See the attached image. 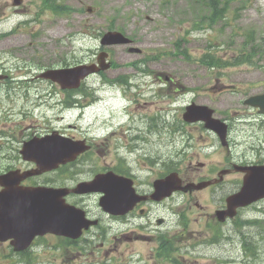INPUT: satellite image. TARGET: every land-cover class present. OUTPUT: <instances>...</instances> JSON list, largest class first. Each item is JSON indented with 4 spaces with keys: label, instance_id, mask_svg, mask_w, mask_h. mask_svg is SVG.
I'll use <instances>...</instances> for the list:
<instances>
[{
    "label": "rangeland",
    "instance_id": "1",
    "mask_svg": "<svg viewBox=\"0 0 264 264\" xmlns=\"http://www.w3.org/2000/svg\"><path fill=\"white\" fill-rule=\"evenodd\" d=\"M220 1H229L227 17L210 25L209 21L201 22V0H49L45 8L40 6L41 0H24L20 8L13 6V0H0V67L5 68L1 73L16 84L35 81L37 75V69L21 68L20 60L37 65L36 57L44 58L48 66L65 59L78 65L96 60L101 48L117 64L104 71V77L129 85H123L126 90L121 91L119 85H102L99 76L90 78L85 90L95 91L100 101L80 120L75 119V112L57 115L60 108L53 104L60 95L45 103L50 98L45 81L16 90L12 98L5 86L0 87V173L7 165L20 166L15 152L30 135L48 127L77 124L81 129L73 133L97 147L73 168L38 180L75 184L110 164L118 171L135 172L142 183H151L149 179L153 181L165 172L164 163L185 173V166L199 162L205 165L204 176L216 178L226 164L225 153L214 133L183 120L185 107L192 102L215 109L222 119L230 118L233 153L251 157L253 142L247 140L251 134L242 137L237 127H244L243 117L260 123L248 113L244 100L264 92V0ZM110 30L123 32L133 44L103 48L101 37ZM208 55L223 66L215 67L206 60L202 63ZM240 56H247L250 62L233 65ZM24 70L30 71L28 76L18 77ZM162 76L174 82L160 83ZM62 116L65 122L58 123ZM233 178L189 199L177 194L154 207L149 219L115 220L103 215L102 225L88 235L93 247L87 259L80 258L87 243L67 244L48 237L18 256L4 242L0 264H264V201L222 227L211 217L239 190L241 183H233ZM86 204L102 215L97 196L87 199ZM156 219H164V223L157 226ZM149 221L152 228L164 231L160 235L149 231ZM166 233L176 234L177 239L182 233L190 237L183 236L178 246L171 242V247L181 248L173 254L177 263L149 260L145 254L149 243L142 237ZM187 239L192 249L184 244ZM102 242L105 245L100 248Z\"/></svg>",
    "mask_w": 264,
    "mask_h": 264
},
{
    "label": "water",
    "instance_id": "2",
    "mask_svg": "<svg viewBox=\"0 0 264 264\" xmlns=\"http://www.w3.org/2000/svg\"><path fill=\"white\" fill-rule=\"evenodd\" d=\"M129 42L130 41L122 34L112 32L104 35L101 41L104 46L128 44ZM75 71L76 72L72 73L71 71L55 72V76L61 75L63 77L56 80L60 83H64L67 80L72 84L76 83L75 86H77L80 82V78L86 76L90 72L87 68L83 67ZM249 102L260 108V112L264 114V95L252 98ZM212 113L213 111L207 107L193 104L187 108L184 119L187 122L204 121L207 128L216 131L223 139L225 138V134L222 135V129L218 127L220 122L212 119ZM45 139L36 142L31 141L27 143L21 151L24 160H36L39 163L45 162L43 166L37 162L41 169L35 172L36 174L51 171L61 162L72 160L76 155L85 151L81 146L72 145L67 142V140H61L60 142ZM31 143L36 145L30 146ZM71 153H73L72 157L61 160L62 155L67 156ZM254 171L255 170L251 171L250 175L246 177L241 191L228 198L229 209L246 206L256 200L264 198V179L261 178L262 176L258 178L259 175L255 177L254 173H252ZM32 174L31 172H27L20 175L19 172H11L0 177V185L5 188V190L0 193V240L5 241L13 237L19 240L23 239L24 244L16 248L17 250H22L29 246L36 234H44L50 231L72 238L78 237L80 235V228L86 226L80 223H71L76 218H79L81 213L73 207L63 203L61 199L62 191L48 190L50 191L49 197H46L45 194H41V190L25 193L26 191H21L18 188H11L10 184L19 183ZM176 176L177 175L174 174L164 181L157 182L158 184L160 183V185H157V190L162 189L159 191L160 197L158 199L168 196L176 190V188H180V185H174L175 179L178 181ZM126 182V178L119 177L113 173L98 175L92 182L81 184L76 192H102L104 196L101 198L100 204L103 209L112 214H123L130 209V206L124 204L125 192L130 189L129 184ZM162 183L167 184L166 186H162ZM209 184L210 183H201L198 185H191L192 187L188 188L202 189ZM44 198L45 201H43ZM234 214L233 211L228 215L233 216ZM218 217L221 219L222 213H220ZM41 224L46 226L41 228ZM60 226L64 228L68 227L67 231L61 232L59 230Z\"/></svg>",
    "mask_w": 264,
    "mask_h": 264
},
{
    "label": "flooded vegetation",
    "instance_id": "3",
    "mask_svg": "<svg viewBox=\"0 0 264 264\" xmlns=\"http://www.w3.org/2000/svg\"><path fill=\"white\" fill-rule=\"evenodd\" d=\"M5 68L0 67V78H3V81H6L8 83V87L9 89H11L13 86L15 85V81L14 79H10L8 74H3L1 72H4ZM166 81H170V78L166 77ZM253 111H255V113L257 115L259 114V110L257 108H253ZM226 120L229 123L230 126V134L227 140V145L226 146H222L221 145V150L223 151V154L225 153V162L226 164L224 165V167L220 168L219 173H217V177H212L211 179H208L206 176H204V163L199 162L197 165H193V164H189L187 166H185V173L184 170H181L180 174L182 175V178L185 182L187 183H201V182H205V181H212L215 182L217 179H220L218 182L215 183H227L228 182V178L230 177H234L233 183H241L240 185H242V183H244L245 177L250 174L251 171L253 170H257L256 172L262 173L264 172V136H262L260 133L258 132H262L264 130L263 126H258L257 128L254 129V131L251 130H246V129H242L239 132H242V137L243 136H247V131H249L251 133V135L248 138H251V141L253 142V144H251L252 147H254L253 149H251V157H246L245 155H241L239 153H233L235 151V149L233 148V141H232V137H231V132H232V125H231V119L228 117H225ZM261 121L264 122V117H261ZM202 127L204 128V125L201 124ZM67 136L70 137H75V134L68 132L66 133ZM256 145H258V148H256ZM237 157V160H235L234 157ZM200 168V169H198ZM255 168V169H253ZM113 170L114 172H116L117 174L118 171L116 170L115 167L110 166V165H106L105 167H103L101 170H99L97 173L93 174V177L98 174V173H104L107 171ZM198 170V171H197ZM124 176L131 178L133 180V184L134 186H136V191L138 194L140 195H146L149 196L151 195L150 189H143L141 183V180L138 176H136L135 174L129 172L127 174H123ZM87 179V180H82L79 181L75 184L71 183V184H66L63 183L62 186L66 187L67 190L71 191L72 189H74L76 187V185H78L81 182L84 181H90L93 179ZM44 185H48V183L44 184ZM150 186V183L148 184ZM216 186V185H213ZM241 187V186H240ZM240 189V188H239ZM198 191H193V192H187L185 193V195H187V199L192 198L194 193H196ZM235 193V192H233ZM232 194V193H231ZM98 198V200L100 199L101 195L94 193V194H76L73 192H69L67 194V198L72 202L73 205L78 206L79 208H82L86 211V215L88 218L90 219H95V221L97 222V224H101V222L103 221V215H105L106 217H111L114 218V216L108 215L107 213H105L101 208L99 209L100 213L102 215H100L99 213H94L92 212L91 208L86 204V200L90 199L92 197H96ZM172 198V197H171ZM226 200V199H225ZM162 203L164 202H154L151 199H148L147 201H142L139 202L138 204H136L134 206V208L126 215L122 216L124 219H130V217H135L136 219L139 218L144 219V217H148V219L152 216V211L154 207H159ZM197 207H200V205H198L196 203ZM226 208V201H224L222 204L219 205V208L216 211L222 210ZM215 211V212H216ZM241 212L238 211V214ZM141 216V217H140ZM211 217L213 219L215 218V213L213 215H211ZM156 225L157 226H161L164 223V220L162 221V223L159 221V219H156ZM229 221L224 222L223 224L228 223ZM148 223V222H147ZM146 223V224H147ZM98 225V226H99ZM97 226L91 228V229H87L84 231L85 234V242L87 243V248L90 249L91 247H93V245L91 244V242L88 241V236L86 237V235H88L89 233L91 234V230H93L94 228H96ZM153 227V222L149 221V224L147 225V229L149 231L152 232H156V234H161L164 229L159 228H152ZM89 234V235H90ZM189 234V233H188ZM150 235V234H149ZM100 235H97L98 239ZM148 236V235H146ZM143 236V240H145L147 243H149V247L146 250L145 254L147 256V258L149 260H158V259H163L169 262H173V263H177L178 260L176 259L177 257L173 256L174 253H179L178 251L181 249L180 247H176L175 245H177L178 241H181L184 238H189V235H185V233H182V238L177 239L176 238V234L172 235L169 233H166L165 236L159 237L158 235H150L152 237H146ZM172 236V237H170ZM187 239L185 241L184 244H188V247H191L192 249V243L191 240ZM173 242L175 245H172ZM104 242H102L100 244V248H102L104 246ZM178 246V245H177ZM144 254V255H145ZM180 255V254H179Z\"/></svg>",
    "mask_w": 264,
    "mask_h": 264
},
{
    "label": "trees",
    "instance_id": "4",
    "mask_svg": "<svg viewBox=\"0 0 264 264\" xmlns=\"http://www.w3.org/2000/svg\"><path fill=\"white\" fill-rule=\"evenodd\" d=\"M203 1V9L201 10V13L204 12V16L201 19V22L204 24V22L209 21L210 25H215L217 24L219 21L225 20L226 19V14L228 12L229 9V1L227 2H221L220 0H201ZM222 3V4H221ZM66 13L68 15H70V11H66ZM205 18V19H204ZM199 25H197L198 27H202L200 25V23H198ZM241 58L236 59L235 61V65H239L242 63H248L250 62V59L244 56H240ZM204 60L206 61H210V64H212L215 67H222L223 65H220L221 62L218 60H215V62H213L212 58H210V56H205L201 62ZM202 62V63H203ZM234 65V63H233Z\"/></svg>",
    "mask_w": 264,
    "mask_h": 264
}]
</instances>
